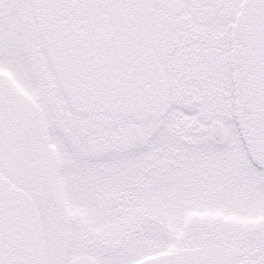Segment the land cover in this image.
I'll list each match as a JSON object with an SVG mask.
<instances>
[{"label":"snow or ice","instance_id":"obj_1","mask_svg":"<svg viewBox=\"0 0 264 264\" xmlns=\"http://www.w3.org/2000/svg\"><path fill=\"white\" fill-rule=\"evenodd\" d=\"M0 264H264V0H0Z\"/></svg>","mask_w":264,"mask_h":264}]
</instances>
